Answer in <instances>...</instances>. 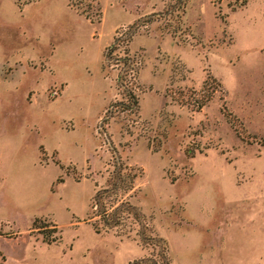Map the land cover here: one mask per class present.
<instances>
[{"label":"rangeland","instance_id":"374dc122","mask_svg":"<svg viewBox=\"0 0 264 264\" xmlns=\"http://www.w3.org/2000/svg\"><path fill=\"white\" fill-rule=\"evenodd\" d=\"M261 138L264 0H0V264L150 256L120 164L171 264H264Z\"/></svg>","mask_w":264,"mask_h":264},{"label":"trees","instance_id":"16d2710c","mask_svg":"<svg viewBox=\"0 0 264 264\" xmlns=\"http://www.w3.org/2000/svg\"><path fill=\"white\" fill-rule=\"evenodd\" d=\"M19 6L22 8L25 5L36 2L37 0H18ZM119 39L116 43L108 48L106 58L109 60L110 54H112L116 48L119 47ZM207 84V83H206ZM138 103L134 99V106ZM258 143L264 146V138H261ZM117 167V166H116ZM127 169V167L125 166ZM124 166L120 164L116 170L112 173L111 186L100 189L94 198L93 209L94 213L92 218L94 220V228L97 233L102 232L103 229H111L115 227H121L125 225L127 220L132 219L138 223L141 227L138 230L139 240L146 246L152 248V253L141 260H135L129 264H171L169 256V248L167 241L154 234L151 226L145 220L144 215L127 198L121 197L122 192L130 191L134 188L135 178L139 176L138 173L133 175L130 172H124ZM113 199V200H112ZM46 242L51 244L57 240L56 237L50 238L45 235Z\"/></svg>","mask_w":264,"mask_h":264}]
</instances>
